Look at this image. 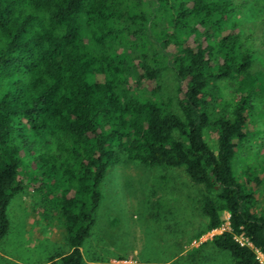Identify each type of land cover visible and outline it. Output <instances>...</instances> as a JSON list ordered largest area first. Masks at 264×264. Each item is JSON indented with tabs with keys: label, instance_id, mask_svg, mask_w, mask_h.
I'll return each instance as SVG.
<instances>
[{
	"label": "trees",
	"instance_id": "16d2710c",
	"mask_svg": "<svg viewBox=\"0 0 264 264\" xmlns=\"http://www.w3.org/2000/svg\"><path fill=\"white\" fill-rule=\"evenodd\" d=\"M229 7L230 0H0V240L11 198L32 187L64 224L68 251L47 264H84L81 246L118 149L146 166L183 168L204 186L197 204L205 224L186 243L229 214L231 231L189 249L187 264H199L195 255L206 246L228 253L232 264H263L254 249L264 256V210L254 211L232 168L247 137L250 97L239 93L230 113L214 114L216 81H244L253 68L249 51H235L232 29L211 32ZM166 68L176 73L182 116L170 101L134 91L158 84ZM207 129L216 134L215 152ZM155 193L149 210L158 218L164 212ZM241 232L252 248L232 238Z\"/></svg>",
	"mask_w": 264,
	"mask_h": 264
},
{
	"label": "rangeland",
	"instance_id": "374dc122",
	"mask_svg": "<svg viewBox=\"0 0 264 264\" xmlns=\"http://www.w3.org/2000/svg\"><path fill=\"white\" fill-rule=\"evenodd\" d=\"M229 8L231 12L219 29L211 32L232 29L239 47L235 51H249L253 68L244 81H216L220 96L214 114L230 113L239 93L250 97L244 128L247 137L236 147L232 168L236 182L253 195V209L259 212L264 210V0H230ZM158 26L164 28L163 21ZM199 34V29L195 30L191 40L199 39ZM116 46L120 48L119 41ZM134 91L139 97L170 101L171 110L182 116L177 105L176 73L171 68L162 72L158 84L142 83ZM204 136L215 152L216 134L207 129ZM117 151L119 161L107 170L100 184L94 223L81 246L84 264H112L117 258L130 259L132 264H187L192 260L187 251L212 236L206 232L186 243L205 224L197 204L205 193L204 186L193 182L183 168L146 166ZM21 171L27 182L31 171L26 162ZM153 191L163 204L164 213L158 218L149 210ZM37 194L31 187L11 198L7 207L9 231L0 240V264H38L68 251L62 218L52 206L44 209ZM225 215L226 211L223 219ZM20 239L29 247L17 245ZM196 255L199 264H232L228 253L210 246ZM54 264L61 262L58 259Z\"/></svg>",
	"mask_w": 264,
	"mask_h": 264
},
{
	"label": "built area",
	"instance_id": "2783aa9c",
	"mask_svg": "<svg viewBox=\"0 0 264 264\" xmlns=\"http://www.w3.org/2000/svg\"><path fill=\"white\" fill-rule=\"evenodd\" d=\"M223 231H231V227L229 223V214L227 212L226 215L224 216L223 223L220 225V227L211 230L207 233L213 236L214 234L221 233ZM232 238L241 246H248L251 248L253 247L252 243L248 240V238L244 235L243 232L233 234ZM254 251L257 253V258L259 259V261L264 264V256L257 249H254ZM112 264H132V263L130 262V259L117 258V260Z\"/></svg>",
	"mask_w": 264,
	"mask_h": 264
},
{
	"label": "crops",
	"instance_id": "0c3cea01",
	"mask_svg": "<svg viewBox=\"0 0 264 264\" xmlns=\"http://www.w3.org/2000/svg\"><path fill=\"white\" fill-rule=\"evenodd\" d=\"M8 231H9V228H8ZM7 233H8V232H7ZM6 235H7V234H6ZM6 235H5V236H6ZM2 239H3V238H2ZM2 239H1V240H2ZM23 240H24V239H20V240H18V241H17V245H19V246H21V247H24V248L29 247L28 245H23V244L25 243V241H23ZM26 242H28V241L26 240ZM29 243H31V241H29ZM29 245H30V244H29ZM49 259H50V258H49ZM58 259H59V258H56L55 261L58 260ZM48 261H49V260H48ZM48 261H47V262H39L38 264H47ZM59 262H61L60 259H59ZM19 264H20V263H19ZM61 264H62V263H61Z\"/></svg>",
	"mask_w": 264,
	"mask_h": 264
}]
</instances>
